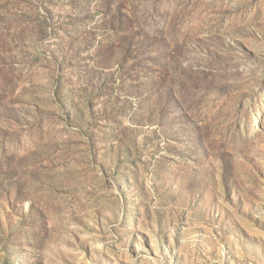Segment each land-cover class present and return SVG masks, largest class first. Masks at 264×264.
I'll return each instance as SVG.
<instances>
[{"label":"rangeland","instance_id":"obj_1","mask_svg":"<svg viewBox=\"0 0 264 264\" xmlns=\"http://www.w3.org/2000/svg\"><path fill=\"white\" fill-rule=\"evenodd\" d=\"M0 264H264V0H0Z\"/></svg>","mask_w":264,"mask_h":264},{"label":"trees","instance_id":"obj_2","mask_svg":"<svg viewBox=\"0 0 264 264\" xmlns=\"http://www.w3.org/2000/svg\"><path fill=\"white\" fill-rule=\"evenodd\" d=\"M78 106H74L73 107V109H74V112H75V114H76V119L79 121V123L78 124H80L81 126H83V125H85L87 122L85 121L86 120V118H87V115H86V113L85 112H83V113H78L79 111H78ZM116 152H120L122 155L124 154H126L125 153V150H123V148H120V151H119V148H118V151L117 150H115Z\"/></svg>","mask_w":264,"mask_h":264}]
</instances>
